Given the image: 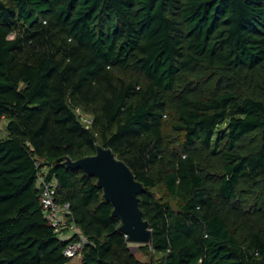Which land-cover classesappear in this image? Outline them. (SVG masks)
Listing matches in <instances>:
<instances>
[{
  "label": "trees",
  "instance_id": "16d2710c",
  "mask_svg": "<svg viewBox=\"0 0 264 264\" xmlns=\"http://www.w3.org/2000/svg\"><path fill=\"white\" fill-rule=\"evenodd\" d=\"M1 118L0 264L74 258L40 172L87 238L78 264H264V0H0ZM97 145L143 184L147 260L63 164Z\"/></svg>",
  "mask_w": 264,
  "mask_h": 264
},
{
  "label": "water",
  "instance_id": "95a60500",
  "mask_svg": "<svg viewBox=\"0 0 264 264\" xmlns=\"http://www.w3.org/2000/svg\"><path fill=\"white\" fill-rule=\"evenodd\" d=\"M63 164L96 177V185L112 205V216L120 221L119 230L130 243H151L149 222L143 218L139 208L138 195L143 191V184L109 147L97 145L94 154L76 160L66 159Z\"/></svg>",
  "mask_w": 264,
  "mask_h": 264
},
{
  "label": "built area",
  "instance_id": "2783aa9c",
  "mask_svg": "<svg viewBox=\"0 0 264 264\" xmlns=\"http://www.w3.org/2000/svg\"><path fill=\"white\" fill-rule=\"evenodd\" d=\"M87 120V119H86ZM89 121V120H87ZM47 173V171H44ZM37 183L41 189V206L45 217L57 231H60L62 239H73L68 244L65 254L69 257H77L80 250L87 243V238L82 234L75 224L70 204L68 202L62 205L56 202L57 183L54 177L47 178L45 173H38Z\"/></svg>",
  "mask_w": 264,
  "mask_h": 264
},
{
  "label": "rangeland",
  "instance_id": "374dc122",
  "mask_svg": "<svg viewBox=\"0 0 264 264\" xmlns=\"http://www.w3.org/2000/svg\"><path fill=\"white\" fill-rule=\"evenodd\" d=\"M7 124L6 118L0 119V138L4 137L6 134L5 125ZM131 251L135 254V256L140 260H147L148 256L145 255L139 247L143 244L140 243H130ZM68 264H78V260L76 258H72V260Z\"/></svg>",
  "mask_w": 264,
  "mask_h": 264
}]
</instances>
